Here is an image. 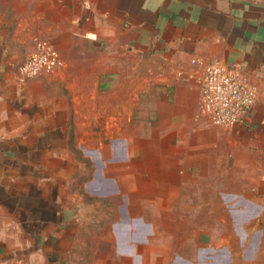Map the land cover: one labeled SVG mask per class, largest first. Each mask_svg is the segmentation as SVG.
<instances>
[{"label":"rangeland","instance_id":"rangeland-1","mask_svg":"<svg viewBox=\"0 0 264 264\" xmlns=\"http://www.w3.org/2000/svg\"><path fill=\"white\" fill-rule=\"evenodd\" d=\"M76 1L0 0L3 47L17 74L41 42L52 44L63 59L53 74L24 82L38 81L33 92L43 97L44 110L68 118L70 145L78 151L70 155L69 224L85 230L70 240L69 264L110 260L118 243L114 226L122 221L125 204L130 219L151 224L146 243L136 245L143 264H193L196 258L182 250L188 239L180 237L177 228L186 229L189 221L181 216L189 205L188 184L181 180L200 171L190 160L194 146L198 151L206 148L196 156L207 155L208 177L223 183L213 186V204L198 228L208 231L209 262L216 264L213 254L225 227L247 234L264 227V106L231 128L215 126L201 107L200 75L188 63L133 55L126 46L130 34L118 20L89 8L80 19ZM87 1L80 0L86 6ZM93 23L100 28L99 37L93 34ZM257 93L258 105L264 91L257 88ZM92 153L102 164V175L114 181L117 192L110 199L87 190L97 170ZM116 156L120 160H114ZM172 165L176 179L167 185L159 178L165 176L162 167ZM227 181L232 184L229 190L224 187ZM162 189L165 199L158 194ZM219 189L222 192L215 194ZM242 205L243 213H237ZM120 243L123 246L124 240ZM197 256L201 260L202 255ZM233 260L238 264L235 254Z\"/></svg>","mask_w":264,"mask_h":264},{"label":"crops","instance_id":"crops-1","mask_svg":"<svg viewBox=\"0 0 264 264\" xmlns=\"http://www.w3.org/2000/svg\"><path fill=\"white\" fill-rule=\"evenodd\" d=\"M75 3L76 9L80 8V19L84 8H89L109 15L110 20H118L130 34L126 46L135 56L180 60L188 63L198 76L212 60L234 63L251 85L264 91V0H88L87 6L80 0ZM95 25L93 34L99 37L100 28ZM1 28L0 24V264H69L70 240L75 233L85 230L69 224L70 155L78 151L74 144L70 145L68 118L59 112H46L43 97L33 92L38 81H21L6 58ZM263 96L252 112H259V107L264 106ZM113 145L119 151V143ZM199 148L194 146V157H190L195 164L192 167L200 168L198 176L181 180L188 184L189 205L183 207V212L188 213H181L188 216V226L177 231L180 237L188 239V246L182 250L188 249L190 258H196L193 264H212V251L206 247L208 231L198 228L199 219L206 218V208L213 204V186L221 183L208 177V156H196L206 148L198 151ZM93 156L97 169L99 160L96 154ZM114 160H120V156ZM162 168L165 176L159 181L165 184L176 179L174 165ZM90 183L91 190L109 191L115 187L114 181L103 175ZM230 185L227 181L225 190ZM89 192L102 199L113 196ZM218 192L222 191L216 190L215 194ZM158 194L165 199L163 189ZM124 206L127 219L122 218L115 225L116 253L108 262L93 258L92 264H143L136 245L146 243L151 224L130 219L132 212ZM243 211V205L236 207L237 213ZM78 212L76 209L75 216ZM220 234V248L213 254L216 264L234 263V254L238 264H264V227H255L247 234L228 225ZM213 245L216 246L214 242ZM127 256L138 258L132 261Z\"/></svg>","mask_w":264,"mask_h":264},{"label":"built area","instance_id":"built-area-1","mask_svg":"<svg viewBox=\"0 0 264 264\" xmlns=\"http://www.w3.org/2000/svg\"><path fill=\"white\" fill-rule=\"evenodd\" d=\"M62 65L59 51L52 44L41 42L17 71L20 80L26 81L51 75ZM199 83L202 110L220 128L240 123L257 102V89L234 63L210 61L199 76Z\"/></svg>","mask_w":264,"mask_h":264},{"label":"water","instance_id":"water-1","mask_svg":"<svg viewBox=\"0 0 264 264\" xmlns=\"http://www.w3.org/2000/svg\"><path fill=\"white\" fill-rule=\"evenodd\" d=\"M95 177H98V178L102 177V164L100 162L97 164V170H96V173H95ZM89 184L91 185L92 183H88L87 184V189H88V191H91L94 194H101V195H109L110 194L111 195V194H114V193L117 192L116 187H114L113 190H109V191H107V190L106 191L98 190L96 188H95L96 190H91V188H89ZM122 214H123V218L127 219V211H126V207L125 206L122 207Z\"/></svg>","mask_w":264,"mask_h":264}]
</instances>
